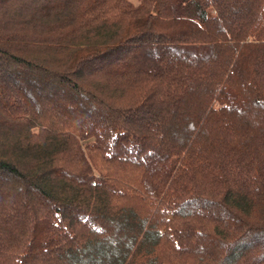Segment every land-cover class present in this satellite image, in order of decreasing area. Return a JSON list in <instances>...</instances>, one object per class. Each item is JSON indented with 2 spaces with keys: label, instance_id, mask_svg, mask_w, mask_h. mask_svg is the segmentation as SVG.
Segmentation results:
<instances>
[{
  "label": "trees",
  "instance_id": "16d2710c",
  "mask_svg": "<svg viewBox=\"0 0 264 264\" xmlns=\"http://www.w3.org/2000/svg\"><path fill=\"white\" fill-rule=\"evenodd\" d=\"M0 264H264V0H0Z\"/></svg>",
  "mask_w": 264,
  "mask_h": 264
}]
</instances>
